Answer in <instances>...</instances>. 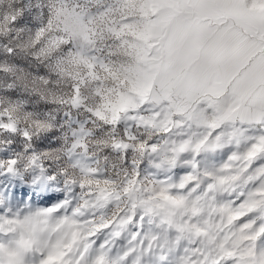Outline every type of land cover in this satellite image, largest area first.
Masks as SVG:
<instances>
[{"label": "snow or ice", "instance_id": "6c2138e0", "mask_svg": "<svg viewBox=\"0 0 264 264\" xmlns=\"http://www.w3.org/2000/svg\"><path fill=\"white\" fill-rule=\"evenodd\" d=\"M0 264H264V0H0Z\"/></svg>", "mask_w": 264, "mask_h": 264}]
</instances>
